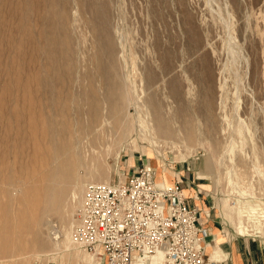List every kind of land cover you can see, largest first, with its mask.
Returning a JSON list of instances; mask_svg holds the SVG:
<instances>
[{
    "label": "rangeland",
    "instance_id": "374dc122",
    "mask_svg": "<svg viewBox=\"0 0 264 264\" xmlns=\"http://www.w3.org/2000/svg\"><path fill=\"white\" fill-rule=\"evenodd\" d=\"M108 1L40 0L35 5L34 0H0V146L7 143L0 156L5 153L9 165L3 168L0 163L2 172L10 173L13 181L25 176L27 128L41 113L46 126L52 120L88 124L95 101L91 84L98 83L91 77L102 71L113 74L101 45L105 4L116 46L115 83L127 93L120 103L129 106L125 113L132 124L122 149L109 143L86 148L87 164L73 172L72 193L58 212L43 218L41 230L48 249L40 259L23 257L22 264H70L67 260L76 252L74 264H88L93 255L76 243L70 250L64 242L54 248L55 241L47 239V222L59 228L61 240L66 233L73 237L83 183L124 181L148 164L167 184L178 182L200 196L203 189L225 245L245 242L248 264H264V0ZM55 36L62 42L60 47L53 44ZM170 36L174 38L171 56L164 45ZM100 49L103 59L98 69ZM105 79L106 88L115 94L112 78ZM54 95L57 102L52 104ZM152 101L160 102L167 112L181 114L190 103L194 123L198 121L202 131L205 121L215 118L222 140L219 154H214L205 136L193 145L154 136L146 113ZM106 108L101 104V112ZM106 137L112 140L110 131ZM230 141L236 154L227 148ZM33 143L32 139L30 148ZM199 174L207 178L199 179ZM239 218L249 233L239 232L235 223ZM216 251L212 260L221 248Z\"/></svg>",
    "mask_w": 264,
    "mask_h": 264
},
{
    "label": "bare ground",
    "instance_id": "6f19581e",
    "mask_svg": "<svg viewBox=\"0 0 264 264\" xmlns=\"http://www.w3.org/2000/svg\"><path fill=\"white\" fill-rule=\"evenodd\" d=\"M39 2L40 0H34L35 5H38ZM103 10V26H99L101 28V45L105 50L104 52L109 56L107 58V65L113 74L109 75L102 71V73L100 72L91 77L92 82L97 81L98 83L91 84L95 97L92 100L95 101L92 103L94 111L93 115L90 116L89 122H87L88 124L85 125L83 121L73 119L72 121L61 124L52 120L51 125L46 126L41 113V118L31 120L27 128L26 148L29 152L27 155L28 164L24 167L25 176L13 181L10 173L0 170V262L2 264H11L15 260L17 262H14V264H22L21 259L26 256H29L28 261H32L34 259L33 257L40 259L41 253L48 249L45 235L41 230L43 218L49 216L51 212H58L63 199L68 198L70 193H72L70 186L73 180V172L87 164H85L87 158L86 148L89 145L94 147L109 143L114 148L119 147L122 149L121 142H123L122 140L132 129L131 119L125 113L129 106L120 103V99L124 100L127 98V93L118 87V83H115L117 82V55L110 29L109 16L107 15V4L103 6ZM157 17L160 19L158 13ZM97 29L98 26L93 27L96 35L99 33ZM40 37H45V35L42 34ZM173 39L170 36V40L165 41L164 44L167 54L170 56L173 51ZM53 40L54 46L60 47L62 45V42L56 36ZM102 54L101 49L96 54L98 69H101L100 58H102ZM101 65H103V62ZM106 77L112 78L114 84L110 85L113 87L112 90H115V94H111L112 91L109 92V88H106V81H108V79H105ZM71 85H74L73 82H71ZM107 86H109L108 83ZM50 102L52 104L57 102L56 95L52 99L50 97ZM101 104H107L106 112H101ZM27 107L28 111L31 112L32 106L27 105ZM192 107L189 103L187 107L188 111L181 114L179 110H173L172 112L165 111L160 102H149V105H146V113L150 116V121H148L149 131L158 138L177 141L183 140L187 145H193L196 140L205 136L210 141V146L214 154H219L222 140L217 136L216 119L212 118V116L209 117L210 119L205 121V127L202 131L199 122L194 123L197 119L192 112ZM175 121L178 123V126L175 125ZM141 122V127L145 128L144 123L142 122L141 124ZM109 123L111 124L110 127ZM109 131L111 132L112 140L108 142L106 135ZM158 138L153 139L158 140ZM32 139L34 140V145L30 148ZM0 148H4L5 151L7 149V143H1ZM227 148L232 150L233 154L237 153L236 147L231 141ZM22 155L24 156V154ZM6 157L5 153L0 156V163L3 168L7 165ZM209 164L211 165V163ZM206 178L205 175L199 174V179ZM98 181L110 182L108 179ZM85 187L86 183H83L82 200ZM228 218L231 222L235 221L231 215H228ZM239 219L240 221L238 223L235 222L239 232L242 234L249 233L250 230L243 224L241 218ZM47 225V239L55 241V249L60 248L61 242L65 243L67 250L72 249L70 248L71 244H74L75 241L70 233H66L64 240H61L60 238H63V235H61L59 228L51 221H48ZM29 236H31L30 239ZM78 254V252L72 254V258L67 260L68 263H76L75 259L78 257ZM95 257L91 256V259L86 262L88 264H105L104 261ZM163 261L164 254L160 252L154 256L141 257L137 264H161Z\"/></svg>",
    "mask_w": 264,
    "mask_h": 264
},
{
    "label": "built area",
    "instance_id": "2783aa9c",
    "mask_svg": "<svg viewBox=\"0 0 264 264\" xmlns=\"http://www.w3.org/2000/svg\"><path fill=\"white\" fill-rule=\"evenodd\" d=\"M180 183L162 182L148 164L124 181L86 186L75 243L107 264H137L162 252L161 264H222L207 255L208 229Z\"/></svg>",
    "mask_w": 264,
    "mask_h": 264
},
{
    "label": "crops",
    "instance_id": "0c3cea01",
    "mask_svg": "<svg viewBox=\"0 0 264 264\" xmlns=\"http://www.w3.org/2000/svg\"><path fill=\"white\" fill-rule=\"evenodd\" d=\"M184 190L185 194L190 199V203L200 210V222L208 229L209 236L206 240L207 255L213 259L212 254H217L216 249L219 246L221 251L215 259H220L222 264H248L247 244L245 242H227V245H225L226 243L224 242L226 241L222 239L223 235L222 231L219 230L218 223L212 218L213 208L210 206L209 200L206 198L203 189L202 191L200 189L201 196L197 194L195 189L184 187Z\"/></svg>",
    "mask_w": 264,
    "mask_h": 264
}]
</instances>
